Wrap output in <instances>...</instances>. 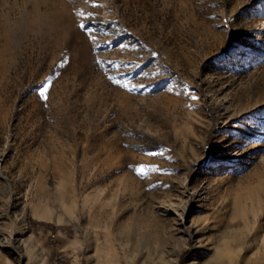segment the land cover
<instances>
[{"label":"rangeland","instance_id":"rangeland-1","mask_svg":"<svg viewBox=\"0 0 264 264\" xmlns=\"http://www.w3.org/2000/svg\"><path fill=\"white\" fill-rule=\"evenodd\" d=\"M0 264H264V0H0Z\"/></svg>","mask_w":264,"mask_h":264},{"label":"snow or ice","instance_id":"snow-or-ice-1","mask_svg":"<svg viewBox=\"0 0 264 264\" xmlns=\"http://www.w3.org/2000/svg\"><path fill=\"white\" fill-rule=\"evenodd\" d=\"M80 15H83V13H81ZM81 29L82 30H85L86 26L81 24L80 25ZM110 80H112L113 78L112 77H109ZM46 92H47V88H44V90L40 93L41 96H45L46 98ZM141 173L144 171L143 167L140 169Z\"/></svg>","mask_w":264,"mask_h":264}]
</instances>
